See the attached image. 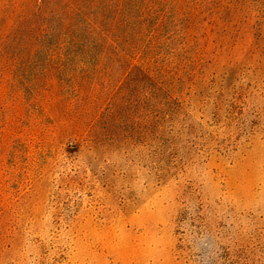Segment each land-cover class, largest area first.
Here are the masks:
<instances>
[{
  "label": "rangeland",
  "instance_id": "374dc122",
  "mask_svg": "<svg viewBox=\"0 0 264 264\" xmlns=\"http://www.w3.org/2000/svg\"><path fill=\"white\" fill-rule=\"evenodd\" d=\"M0 264H264V0H0Z\"/></svg>",
  "mask_w": 264,
  "mask_h": 264
}]
</instances>
